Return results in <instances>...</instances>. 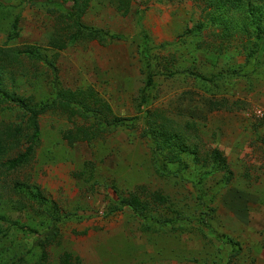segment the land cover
I'll return each instance as SVG.
<instances>
[{
  "label": "rangeland",
  "instance_id": "obj_1",
  "mask_svg": "<svg viewBox=\"0 0 264 264\" xmlns=\"http://www.w3.org/2000/svg\"><path fill=\"white\" fill-rule=\"evenodd\" d=\"M128 1L79 17L122 36L102 44L72 39L64 6L0 0V264H264V0ZM54 83L91 90L120 125L69 139L100 120L59 102L30 161L6 170L33 130L12 94L36 108ZM146 112L169 134L141 136ZM140 184L165 201L113 210ZM55 217V240L34 245Z\"/></svg>",
  "mask_w": 264,
  "mask_h": 264
},
{
  "label": "trees",
  "instance_id": "obj_2",
  "mask_svg": "<svg viewBox=\"0 0 264 264\" xmlns=\"http://www.w3.org/2000/svg\"><path fill=\"white\" fill-rule=\"evenodd\" d=\"M47 4H53L58 6H64L66 10V14L68 18H70V26L73 31L72 39H86V40H99L102 44L109 43L113 40L122 39V36L117 34H110L107 35L102 29H98L91 26L83 25L79 17L86 11L89 3L91 0H72V3L69 4L68 1L65 0H43ZM115 7L116 9L121 12L122 14H127L129 10V1L128 0H115ZM58 39L55 41L57 42ZM60 46H58L59 49L65 48L64 41L60 40ZM144 58L148 59L149 57L145 54ZM153 82V75L149 73L146 78V86L149 87ZM53 93L49 100H46L44 104L39 105L36 108L33 107H27L23 102L16 100L18 97L15 95V93L12 94V97L14 98V101H16L20 108L23 110H26L27 113H29L30 120H31V127H32V133L28 137L29 145L25 148V150L18 154L16 157L9 158L7 161L3 164L6 168V170H16L18 167H21L25 164H27L31 157L32 153L34 151L33 147L35 144V140L38 137L39 132V126H38V115L45 112L46 110H49L50 108H55L56 105L61 103H75L78 105V107L83 109V112L81 115H83L85 118H91L94 117V120L98 119V123H96V128H93V124L90 126H83L76 130V132L73 135L66 136L69 139H82L85 141H89L92 138H94L99 133H102V126L105 125H112L117 126L120 125V120L118 118H114L112 122H110V119L113 116H109L111 113V108L109 104L101 99L100 97L92 96L91 90H72L69 88H58L56 84L54 83V89ZM87 92V93H86ZM90 94V95H88ZM145 99V95L143 92V97L141 98V101ZM140 103L139 106L140 107ZM101 117V119L99 118ZM129 121H131V118H127ZM93 120V119H92ZM145 120V126L141 131V136H146L150 139L154 138L156 136L161 135H168L169 130L167 129V126H164L165 123H159L157 116L155 112H146V115L144 116ZM132 123L129 124L131 126ZM79 129L84 130V134L82 135L79 132ZM9 138H11L8 135ZM175 137L179 140L180 134H176ZM159 145H155L159 148V150H163L164 143L166 142V139H159ZM178 158V156H173L171 159ZM213 159L216 161L218 159L217 152L213 153ZM136 188L138 191H132L130 193V196L126 198H122L119 201V207L113 208V210H119L123 206H129L133 211L138 213H144L150 210V205L153 203L161 204L165 201V197L162 196V194L159 191H153L148 192L146 187L142 184L136 185ZM143 196H140V195ZM1 221H9L5 216L0 215ZM58 221V217L52 218V222L49 226V233L41 238H38L34 245L39 246L41 249H44V247L48 244H50L58 235V226L56 222ZM13 224L20 225L21 228L29 230L31 233H35L34 230L27 228L25 225L18 224L17 222L10 221ZM42 259L46 256L45 250L42 251ZM45 255V256H43ZM66 258H64V261L61 264H74L69 259V254L65 253ZM77 261V260H76Z\"/></svg>",
  "mask_w": 264,
  "mask_h": 264
}]
</instances>
